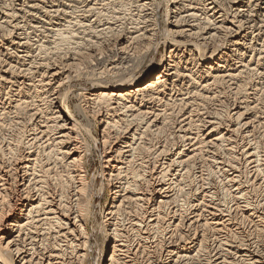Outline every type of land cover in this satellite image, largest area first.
I'll return each instance as SVG.
<instances>
[{
    "label": "bare ground",
    "instance_id": "6f19581e",
    "mask_svg": "<svg viewBox=\"0 0 264 264\" xmlns=\"http://www.w3.org/2000/svg\"><path fill=\"white\" fill-rule=\"evenodd\" d=\"M14 1L0 264H90L91 140L104 264H264V0H162L164 29L157 0ZM81 76L100 86L74 91Z\"/></svg>",
    "mask_w": 264,
    "mask_h": 264
},
{
    "label": "rangeland",
    "instance_id": "374dc122",
    "mask_svg": "<svg viewBox=\"0 0 264 264\" xmlns=\"http://www.w3.org/2000/svg\"><path fill=\"white\" fill-rule=\"evenodd\" d=\"M0 1H1L0 4L2 3L1 4V8H0V12L2 11V13H0V19H3V21L0 20L1 21L0 23L3 24L2 26L0 24V28L2 27L1 30H0V39H3L5 37L1 41L2 43L5 44V42L9 41L8 39H14V37L17 36L16 35L17 31L20 32V30H15L16 28H14L15 27L14 24H16L18 22V21L16 22L17 19H15L17 17H15V16H12L13 18L11 17L13 12H15V11L17 12L18 10H20L19 9L20 6H18L19 3L17 4L14 0H7V1H10V2H8L9 4L5 3V2H7L6 0H4V1L0 0ZM12 1L14 2V4H13ZM157 1L160 3V6H161L159 8V12H158L159 13V17H160V19H159L160 27L164 29V27H165V8H164V5L162 3V0H157ZM8 5H9V7H8ZM16 7H17L18 10H16ZM2 8H4V10ZM8 11H10L9 12L10 14L8 13ZM7 13L9 14V16H7L8 15ZM18 16H20V15H18ZM4 18H6V19L4 20ZM18 18H19V21H20V20H22L23 17H18ZM7 20H10V21L12 20V21L10 22V21H7ZM32 23L33 24H38V21H37V23L36 22H32ZM12 24L14 25V27H12ZM8 29H10V31L12 33L10 31H7ZM5 30L8 32V35H7V32H5ZM9 33H10V35H9ZM29 37H31V39L35 38L32 41L36 40V37H33L30 34H29ZM162 40L163 39L159 40V42H160L159 48H158L157 51L154 52V55L151 56V57L154 56L152 58L154 62L159 61V59L162 57V54H165V49L164 48L167 46V43H166V45L164 47L162 42H161ZM66 44L67 43H62V45H64V46ZM98 84H99V82H98ZM98 84H95V82H92V81L88 80V78L86 76H81V77L76 78V79H74L72 81L71 87H72V89L74 91L77 90V89L79 90L81 88L89 90V89H94V88L96 89V86H100ZM66 87L67 86L63 87V91L66 90ZM68 103H69L70 109L74 110V111H75V106L79 105V103L81 104L80 100L78 98H75L72 95H70V99L68 100ZM77 115H78L79 120L82 121L85 125H87L86 127L89 130V132L91 134H93L96 137V139L98 138V140H99L100 129H99L98 125L94 124L93 119L91 117H89L86 120V118L83 115H80V114L76 113V116ZM87 136H89V135L85 134V137H87ZM92 141L93 140L90 141V143L92 144V150H91V152H90V154L88 156V169H89V173L92 176L94 175L95 178H96V180L94 182L95 186L93 185V187H94L95 193H96V191H97V193L95 195V200H94L95 201V204H94L95 206H94V209H93V215H95V219L90 222L91 224L89 223V226H90L91 230L93 229L92 235H91V244H93V247L91 249V258H92V260L89 263L90 264H104V262L106 261L105 260L106 256L109 254L110 249H109V245H107V244L105 245V247H103L104 246V244H102V241H103V239H102L103 238V234L102 233L103 232H102V229H100L101 227L99 225H100V222H101L102 217H103L102 213H103L104 209L106 208L107 203L109 201L107 200L108 199V196H107L108 192L105 191L104 194L99 192V190H100L99 187L101 186V178H100V175H99V173H100L99 171H100V168H101L100 165H101V161H102V158H100V155H101V144L98 141L97 142L98 145L96 147L95 144H94V141L93 142Z\"/></svg>",
    "mask_w": 264,
    "mask_h": 264
}]
</instances>
